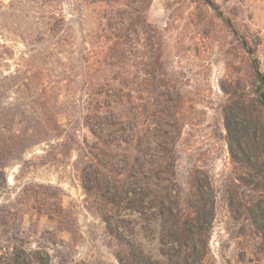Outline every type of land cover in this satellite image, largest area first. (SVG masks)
<instances>
[{
  "label": "rangeland",
  "instance_id": "obj_1",
  "mask_svg": "<svg viewBox=\"0 0 264 264\" xmlns=\"http://www.w3.org/2000/svg\"><path fill=\"white\" fill-rule=\"evenodd\" d=\"M214 1L230 26L203 0H149L145 13L156 29L152 39L161 41L160 68L152 64L153 55H140L143 36H135L133 51L139 104L154 100V89L179 96L168 128L174 140L173 173L166 172V177L174 190L172 214L178 223L200 217L192 241L176 239L165 210L147 203L133 210L113 195L114 186H94L83 179L85 159L75 148L62 152L51 141L55 148L49 155L44 156L47 145L38 144L0 159L7 165L10 186L26 181L55 185L34 187L20 199L17 243L25 254H38L43 264H264V152H237L227 142L225 123L227 115L235 120L238 140L249 125L255 141L264 132V106L255 93L259 87L264 91V83L252 67L256 59L264 76V0ZM49 12L61 13L66 20L73 14V22L82 28L76 39L60 45L41 41L40 17ZM90 13L73 0H0L1 138L18 135L14 131L30 120L21 112L39 105L42 85L53 97L48 102L53 108L81 112L88 106V83L97 76L87 67L83 38ZM232 29L247 40L252 54ZM144 80L149 83L146 89ZM247 104L253 112L246 110ZM80 120L73 123L80 125ZM80 132L89 137L87 129ZM15 253L1 247L0 264H11Z\"/></svg>",
  "mask_w": 264,
  "mask_h": 264
},
{
  "label": "trees",
  "instance_id": "obj_2",
  "mask_svg": "<svg viewBox=\"0 0 264 264\" xmlns=\"http://www.w3.org/2000/svg\"><path fill=\"white\" fill-rule=\"evenodd\" d=\"M76 2L91 9L84 20L89 22V30H85L83 38L87 45V67L97 76L93 78V82L88 83V106L81 112L53 108L48 105L53 97L49 94V89L42 85L43 90L37 95L39 105L33 110L24 109L21 112L24 116L29 114L26 117L30 120L23 123L21 130L14 131L18 135H10L6 139L0 137V159L23 154L38 144H46L44 156L49 155L55 148L51 141H56L62 152L75 148L85 159L81 168L83 179H90L94 186H100V183L103 186H114L113 195L124 200L133 210L143 207L144 203L158 210H165L175 226L176 239L179 242L189 239L192 241L190 235L199 229L200 217L178 223L179 219H175L176 215L172 214L175 202L170 196L174 190L169 187L171 184L166 177L167 173H173L174 140L171 139L168 128L172 126L170 124L177 112L179 96L177 93L172 96L171 92L154 89L152 93L156 98L150 100V103L139 104L134 95L132 66L136 37L141 39L143 36L139 44L142 49L140 55H153L152 64L157 63L160 68L161 41L158 38L152 39V32L156 29L147 21L145 13L149 0H73V3ZM203 2L230 26L229 19L219 10L214 0ZM71 16L74 17L73 14ZM72 18L66 20L58 12L43 13L40 17L43 26L39 31L40 40H53L56 45H60L76 39V32L82 31V28ZM232 33L242 48L252 54L247 40L235 29H232ZM252 67L256 78L263 84L264 76L259 71L256 59H253ZM160 74L162 75L161 72ZM161 82L164 83V79ZM141 85L146 89L149 83L144 80ZM255 93L257 103L264 106V91L259 87ZM245 108L253 112L252 105L247 104ZM78 113H81L79 117ZM61 118L65 120L62 121ZM251 118L249 116V120ZM73 119H81L80 125L76 126ZM225 123L227 142L229 139L230 146L235 145L237 152L243 155H251L253 150L264 152V132L261 139L255 141V135L251 133L254 127L249 125L242 131L244 138L238 140L241 133L237 132L235 120L227 115ZM82 129H87L89 137L80 132ZM173 129L177 128L174 126ZM10 131L8 130L9 133ZM243 143L246 144L242 147ZM6 166L0 160V232L6 234L5 237H0V248H12L16 251L15 257L9 258L11 264H43L38 254H25L17 243L20 242L18 205L22 197H28L29 190L30 193L34 191V187L53 189L55 185L26 181L21 186H10L7 184ZM19 168H23L22 163ZM121 175L124 177L120 179ZM194 185L200 186L197 180H194ZM137 186H142L141 190L137 191ZM12 189H15L14 193Z\"/></svg>",
  "mask_w": 264,
  "mask_h": 264
}]
</instances>
